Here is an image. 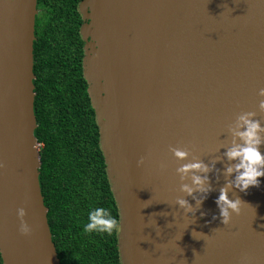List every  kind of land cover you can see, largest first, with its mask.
Instances as JSON below:
<instances>
[{
    "label": "water",
    "instance_id": "1",
    "mask_svg": "<svg viewBox=\"0 0 264 264\" xmlns=\"http://www.w3.org/2000/svg\"><path fill=\"white\" fill-rule=\"evenodd\" d=\"M37 2L0 0L3 264H60L35 135ZM80 10L89 20L82 72L119 213L120 264H264V177L229 193L245 203L223 226L214 203L223 175L209 173L213 191L196 218L185 214L175 204L184 196L175 169L191 155L177 161L169 150L207 163L223 153L238 114L254 111L264 124V0H82ZM20 207L29 236L18 231Z\"/></svg>",
    "mask_w": 264,
    "mask_h": 264
},
{
    "label": "trees",
    "instance_id": "2",
    "mask_svg": "<svg viewBox=\"0 0 264 264\" xmlns=\"http://www.w3.org/2000/svg\"><path fill=\"white\" fill-rule=\"evenodd\" d=\"M42 1L54 12V0ZM49 21L54 23L53 16ZM53 32L34 42L35 135L41 144L40 185L53 242L60 264H120L117 232H82L90 208H108L118 221L119 213L82 72V49L68 41L54 45Z\"/></svg>",
    "mask_w": 264,
    "mask_h": 264
},
{
    "label": "clouds",
    "instance_id": "3",
    "mask_svg": "<svg viewBox=\"0 0 264 264\" xmlns=\"http://www.w3.org/2000/svg\"><path fill=\"white\" fill-rule=\"evenodd\" d=\"M258 95L264 97V88L258 90ZM259 111L264 113V99L258 104ZM257 113L247 111L238 114L232 123L228 125L227 131L230 139L228 142L221 143L217 148L220 156H215L210 162L192 155L188 149L179 147L170 148V152L177 161L191 160L187 163H180L175 172L179 177L180 192L184 196H178L175 204L183 210L185 214L196 218V212L208 194L213 191L209 173H216L219 180L220 174L223 175L224 184L219 188L218 196L214 203L218 208L220 223L223 226L230 224L232 214H240L242 202L239 197L232 199L229 197L231 191L238 190L247 192L251 187H259L260 179L264 177V124L256 119ZM144 163L143 158L138 161V165ZM217 163H223L222 168H217ZM4 165L0 163V168ZM161 169L167 167L163 162L159 164ZM185 197H191L194 204L189 203ZM19 219L18 231L22 236H29L32 233L31 226L24 219L26 211L23 207L16 210ZM204 216V212H200ZM217 217L214 215L213 219ZM195 222V221H194ZM193 222V223H194ZM120 222L114 218L110 210L105 207H92L87 213V222L82 227L84 234L97 233L112 235L113 232H120ZM193 233H199L196 231ZM203 234V233H202ZM204 235V234H203ZM195 254V253H194Z\"/></svg>",
    "mask_w": 264,
    "mask_h": 264
},
{
    "label": "flooded vegetation",
    "instance_id": "4",
    "mask_svg": "<svg viewBox=\"0 0 264 264\" xmlns=\"http://www.w3.org/2000/svg\"><path fill=\"white\" fill-rule=\"evenodd\" d=\"M81 1L82 0H54L52 2V10L54 12H52L46 1L38 0V12L35 21V36L36 39H38L40 37L47 36L51 31L53 32V29H56L55 34L53 32L55 38L53 44L57 45L59 42V45L64 46L68 41L74 49H76L75 47H81L82 63L86 41L82 37L81 27L85 23L89 22V20L84 17L80 10ZM68 4L70 7L67 8ZM88 12L89 11L87 10L86 13ZM51 16H53L54 23L49 21ZM57 26L58 30L56 28ZM63 26H66V28L64 29ZM68 28L71 33L67 31Z\"/></svg>",
    "mask_w": 264,
    "mask_h": 264
}]
</instances>
